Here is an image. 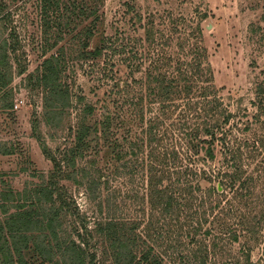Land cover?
<instances>
[{"label":"trees","instance_id":"trees-1","mask_svg":"<svg viewBox=\"0 0 264 264\" xmlns=\"http://www.w3.org/2000/svg\"><path fill=\"white\" fill-rule=\"evenodd\" d=\"M101 2L41 0L44 32L55 28L60 43L72 35L77 61L91 62L92 74L107 87L102 105L80 108L60 160L42 145L54 164L52 178L60 173V195L52 178L24 191L0 189V264H98L100 243L113 264H167L169 250L182 245L185 264H219L218 256L226 258L223 264H264V77L252 101L257 113L233 110L213 83L204 17L150 13L143 21L128 5L144 31L129 40L125 29L104 32ZM67 51L60 45L42 62L38 79L48 107L70 104ZM15 52L4 40L0 63ZM101 157L103 167L95 161ZM85 158H93L90 165ZM136 180V200L144 193L139 213L100 218L94 226L72 208L62 184L122 193ZM68 212L74 216L69 233L62 227Z\"/></svg>","mask_w":264,"mask_h":264},{"label":"rangeland","instance_id":"rangeland-1","mask_svg":"<svg viewBox=\"0 0 264 264\" xmlns=\"http://www.w3.org/2000/svg\"><path fill=\"white\" fill-rule=\"evenodd\" d=\"M40 3L41 0H0V44L6 40L7 44L17 47L16 58L11 54L8 63H0L4 73V83H0V189L4 190L11 187L15 191H24L40 183H48L55 169L44 154L42 145L60 160V146L72 142L70 127L77 124L80 108L88 102L102 105L107 87L92 74L91 62L77 61L74 49L78 47L72 35L60 43V35L56 36L55 28L47 34L44 32ZM128 5L143 15V21L150 13L165 19L172 16L174 20L184 16L197 21L204 17L201 20L203 41L208 49L215 87L231 109L238 111L246 107L250 115L257 113L252 101L256 100V83L264 77V0H102L100 11L105 33L114 34L117 29L120 32L125 29L126 35L130 34L129 40L143 36L144 31L139 28L141 22L135 11L128 13ZM58 38V43L53 45ZM60 45L68 49L66 57L72 62L65 73L71 101L64 109H60L57 101L46 106L45 92L38 79L43 60L60 52ZM120 69L125 76V67ZM257 128L263 131L260 125ZM92 159L85 158L83 164L90 165ZM95 161L96 165H105V157ZM52 179L53 182L55 179L56 195H60V173ZM62 184L73 196L72 208H78L89 226L108 216L120 217L128 212L135 216L143 205L144 193L140 195L141 200H136L137 180L126 185L122 193L113 186L99 194L69 181H62ZM145 207L148 216L147 202ZM73 219L69 212L63 218L62 227L68 233L73 227ZM97 247L98 264H113L105 245L100 243ZM236 248L239 247L236 245ZM182 249L169 250L167 264H185L180 259ZM217 258L219 264L226 260Z\"/></svg>","mask_w":264,"mask_h":264}]
</instances>
